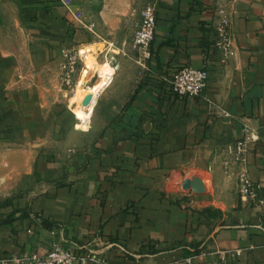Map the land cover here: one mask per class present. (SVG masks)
Listing matches in <instances>:
<instances>
[{
	"label": "crops",
	"instance_id": "crops-1",
	"mask_svg": "<svg viewBox=\"0 0 264 264\" xmlns=\"http://www.w3.org/2000/svg\"><path fill=\"white\" fill-rule=\"evenodd\" d=\"M68 1L0 0V258L62 244L109 264H264V0H157L145 64L133 37L108 17L89 35ZM99 44L98 69H86L83 51ZM68 55L78 59L72 89ZM187 65L208 72L202 96L170 89ZM83 72L84 87L110 82L87 129L72 101ZM244 138L261 201L225 169L227 146ZM196 176L204 194L184 188Z\"/></svg>",
	"mask_w": 264,
	"mask_h": 264
},
{
	"label": "built area",
	"instance_id": "built-area-1",
	"mask_svg": "<svg viewBox=\"0 0 264 264\" xmlns=\"http://www.w3.org/2000/svg\"><path fill=\"white\" fill-rule=\"evenodd\" d=\"M157 0H153L143 10L142 21L138 25L133 40V48L140 55V62L145 64L152 57V44L155 38L157 27ZM94 24L91 25V29ZM220 37L217 45L226 50L230 47V34L225 26H221L218 30ZM68 62L65 64L64 85L68 89H72L75 84V75L77 73L78 59L68 55ZM209 82L208 72L205 69L192 65L183 66L169 80L170 89L181 96H202L207 89ZM254 140V139H252ZM251 139L244 138L237 140L227 146L225 169L227 172H238L241 193L252 201H261L260 196L262 186L254 183L246 170L247 154L250 148ZM116 247L115 243L107 244V249ZM100 251L89 249L87 255H79L76 250L66 247L62 244H54L48 255L45 257L37 254H26L24 256L10 255L0 258V264H87L88 260H92L97 264H109L106 257H100ZM102 253V252H101ZM200 256L206 257L208 254L202 252ZM198 256H190L186 261L191 264ZM215 264H228L226 255H222L220 260Z\"/></svg>",
	"mask_w": 264,
	"mask_h": 264
},
{
	"label": "rangeland",
	"instance_id": "rangeland-1",
	"mask_svg": "<svg viewBox=\"0 0 264 264\" xmlns=\"http://www.w3.org/2000/svg\"><path fill=\"white\" fill-rule=\"evenodd\" d=\"M152 1L153 0H69L68 2H69V5H71L73 9L75 10V14L79 16L80 26L89 35L90 34L93 36L98 35L100 33L99 29L105 32V29H103V27L99 28L98 22L99 23L101 22L103 25L105 24V22H103L104 18L108 17L112 21V24L114 26H118L117 27L118 37L126 36V38H129L128 40L132 39L133 37V40H134L135 31L138 25L140 24V22L142 21L143 10ZM3 20H4V15L0 14V25L2 26L0 29L4 28L3 25H5V22ZM95 22L97 23L96 26L94 24ZM92 24H94V28L91 29ZM20 31H21L20 27L17 28L16 32L13 34L12 39L10 40L12 43L20 42L21 40ZM6 41L8 40L0 39V43H6ZM94 47L98 51L102 50L103 48L101 44L96 45ZM83 52L84 53L82 54H85L86 59H87L86 69H89V70L98 69L99 63L98 61H96V58H95V53L97 51L93 53L85 49ZM82 58L84 57L82 56ZM80 62H82L81 63L82 66L85 65L84 61H80ZM87 64H89V66H87ZM102 65H109L112 67V65L109 62H106L105 64H102ZM87 78H88V74L86 72H83L81 79L77 86V93L75 95L77 99H80L77 102L76 106L74 107L75 117H76V112L78 111V109H80V106L82 105L81 103H83L82 98H83L84 93L81 90L85 88L84 84L86 83ZM109 84L110 82L101 81L99 84V88L103 91ZM81 127H84V126L81 124ZM232 174H237L238 176V172H235ZM236 178L239 181V177H236ZM238 187L241 192L240 181H239Z\"/></svg>",
	"mask_w": 264,
	"mask_h": 264
},
{
	"label": "bare ground",
	"instance_id": "bare-ground-1",
	"mask_svg": "<svg viewBox=\"0 0 264 264\" xmlns=\"http://www.w3.org/2000/svg\"><path fill=\"white\" fill-rule=\"evenodd\" d=\"M87 50L89 52H92L96 49L94 46H92ZM101 70L103 71V74L105 77L110 73V70L107 67H102ZM81 91H83L84 94L89 93V94H94V96H95L93 103L89 107H85V106H83V103H81L82 105L80 106V109H78V111L76 112V119L80 121V123L84 126L83 127L84 129H87L89 120H90L92 113H93V108H94L95 102H96L97 98L99 97V95L101 94L102 91L98 87H85ZM81 91H80V93H81ZM72 100H73V102H78L77 97H74Z\"/></svg>",
	"mask_w": 264,
	"mask_h": 264
},
{
	"label": "water",
	"instance_id": "water-1",
	"mask_svg": "<svg viewBox=\"0 0 264 264\" xmlns=\"http://www.w3.org/2000/svg\"><path fill=\"white\" fill-rule=\"evenodd\" d=\"M95 99L94 94H88L83 99V106L89 107ZM184 188L186 190L192 191L194 194L200 195L207 191V186L204 180L196 176L194 178L187 179L184 183Z\"/></svg>",
	"mask_w": 264,
	"mask_h": 264
}]
</instances>
